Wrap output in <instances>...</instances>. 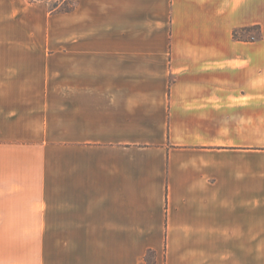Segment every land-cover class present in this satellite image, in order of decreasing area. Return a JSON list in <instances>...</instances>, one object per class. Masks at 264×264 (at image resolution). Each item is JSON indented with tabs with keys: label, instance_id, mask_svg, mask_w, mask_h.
Returning <instances> with one entry per match:
<instances>
[{
	"label": "crops",
	"instance_id": "crops-1",
	"mask_svg": "<svg viewBox=\"0 0 264 264\" xmlns=\"http://www.w3.org/2000/svg\"><path fill=\"white\" fill-rule=\"evenodd\" d=\"M0 264H264V0H0Z\"/></svg>",
	"mask_w": 264,
	"mask_h": 264
},
{
	"label": "rangeland",
	"instance_id": "rangeland-1",
	"mask_svg": "<svg viewBox=\"0 0 264 264\" xmlns=\"http://www.w3.org/2000/svg\"><path fill=\"white\" fill-rule=\"evenodd\" d=\"M30 2L32 1H47L50 5V7H55L59 5V9L63 8H69L72 4V0H28ZM259 31L255 27H251L248 30L244 31H238L239 36H247V37H252V36H258Z\"/></svg>",
	"mask_w": 264,
	"mask_h": 264
},
{
	"label": "trees",
	"instance_id": "trees-1",
	"mask_svg": "<svg viewBox=\"0 0 264 264\" xmlns=\"http://www.w3.org/2000/svg\"><path fill=\"white\" fill-rule=\"evenodd\" d=\"M256 29H258V31H259V28H258V26H254ZM251 28V27H250ZM249 28H243V29H241V31H244V30H248ZM240 31V30H239ZM233 36L235 37V38H239L240 36L238 35V30H236V31H234L233 32ZM258 36H259V34H258Z\"/></svg>",
	"mask_w": 264,
	"mask_h": 264
},
{
	"label": "built area",
	"instance_id": "built-area-1",
	"mask_svg": "<svg viewBox=\"0 0 264 264\" xmlns=\"http://www.w3.org/2000/svg\"><path fill=\"white\" fill-rule=\"evenodd\" d=\"M67 1V0H66Z\"/></svg>",
	"mask_w": 264,
	"mask_h": 264
}]
</instances>
